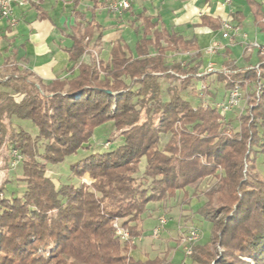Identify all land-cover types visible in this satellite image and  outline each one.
Returning <instances> with one entry per match:
<instances>
[{
  "label": "trees",
  "instance_id": "16d2710c",
  "mask_svg": "<svg viewBox=\"0 0 264 264\" xmlns=\"http://www.w3.org/2000/svg\"><path fill=\"white\" fill-rule=\"evenodd\" d=\"M71 1L75 22L67 54L77 75L43 83L7 62L0 76V149L21 156L18 180L24 187L20 196L4 197L8 180L0 191V264H170L166 256L132 260L134 243L121 241L113 225L121 220L119 226L135 241L147 205L174 199L186 188L193 196L201 192L205 201L197 215L210 228L209 239L194 245L192 262L264 264V172L256 168L258 158L264 168V57L258 76L254 67L231 65L236 72L231 82L215 73L223 86L218 99L207 87L212 74L189 67L201 56L193 41L141 16L134 55L119 37L103 62L88 50L91 41L102 43L103 29L93 12L89 21L75 10L79 0ZM246 3L264 32L259 7ZM170 51L191 53V62L168 64ZM233 82L247 84L250 101L242 113L221 117L215 104ZM197 83L205 88L195 90ZM205 95L210 102L203 105ZM25 120L34 135L19 126ZM108 123L122 143L69 168L73 178L86 177L89 183L56 186L47 165L88 149L94 131ZM161 136L167 137L162 147ZM208 178L214 184L200 191ZM215 245L222 250L219 259Z\"/></svg>",
  "mask_w": 264,
  "mask_h": 264
},
{
  "label": "crops",
  "instance_id": "0c3cea01",
  "mask_svg": "<svg viewBox=\"0 0 264 264\" xmlns=\"http://www.w3.org/2000/svg\"><path fill=\"white\" fill-rule=\"evenodd\" d=\"M8 1L12 5L14 25H11L9 20L0 18V76L3 68L8 65H6L7 62L14 63L20 69H26L43 83L76 76L77 69L69 61L67 54V49L71 46L70 28L75 22L71 14L74 8L72 1ZM113 1L79 0L75 8L89 21L93 12L94 21L103 29L102 43L94 46L91 41L88 49L89 53H93L103 62L108 61L111 44L119 37L134 55V45L140 38L134 29L140 26L141 16L151 18L157 23L158 28L168 33H174L184 40L193 41L201 54L200 58L191 62V53L170 51L165 55L168 64L178 62L186 66L191 62L189 67L197 66L202 72L201 67L205 69L208 63L215 60L220 63V68H227L231 65L237 69L247 70L258 65L263 57L256 50L248 51L244 44L256 41L264 47V32L256 26L253 9L247 5L246 0H134L130 9L121 16H115L107 11L108 4ZM252 1L259 7L261 20L264 22V0ZM117 17L121 18L116 21ZM224 22L230 23L233 27L230 40L222 37L221 27L218 30L212 29L213 25L221 26ZM127 35L132 39H127ZM243 35L246 36V40ZM213 43L223 45L224 49L218 51L216 55H207L205 50ZM240 48L242 56L238 58L237 50ZM88 59V54L82 58L84 62ZM213 76L214 74L210 75L208 81L215 80ZM185 196V193L180 196L176 195L166 207L158 204L156 207L153 206L146 217H152L156 211L161 213L160 210H163L165 213H170L173 209L179 208L180 217L184 219V227L178 226L180 234L177 235V242L179 243H181V234L192 226L198 229L201 239L200 226L192 222L193 213L190 209V203L196 201L191 200L195 196L191 194L187 199ZM183 201H186L185 204ZM158 218L154 219L153 229L157 226ZM161 231H163V236L157 239L151 234L149 237L143 231L141 236L134 241V248L129 251V257L134 261L145 262L154 257L166 256V260L172 264L166 239L167 231L164 228ZM149 238L154 241L148 242ZM183 262L191 264L189 259L184 258Z\"/></svg>",
  "mask_w": 264,
  "mask_h": 264
},
{
  "label": "rangeland",
  "instance_id": "374dc122",
  "mask_svg": "<svg viewBox=\"0 0 264 264\" xmlns=\"http://www.w3.org/2000/svg\"><path fill=\"white\" fill-rule=\"evenodd\" d=\"M121 17H117V19L119 20ZM132 39L131 36L128 37L127 35V39ZM238 51V58H241L242 56V49L240 48ZM264 57V55H262ZM99 59V57H98ZM214 60V59H213ZM214 63V69L215 70H219L220 69V63L216 62L215 60L212 62ZM201 71H203V67L200 68ZM228 71H230V75H232L233 73H236L235 71L232 70L231 67H227ZM214 77V76H213ZM215 78V77H214ZM205 84H201V83H197L194 87L195 90L197 91H201L203 89L202 86ZM242 88H243V95H244V102H243V108L244 109L247 105V101H250L249 99V95H248V91L244 88L245 84H242ZM165 87V85H164ZM207 87L209 89V91L216 93L218 92V99L220 97V94L222 93V84L220 83H216L215 80H213L212 82H210V80L207 82ZM191 89H188L187 91L190 92ZM165 98V97H163ZM202 103L206 104L210 102V97L205 95L203 96V99L201 100ZM239 114V111L235 112V116ZM227 118V116H226ZM231 119H234V113L230 116ZM232 125L236 126V121L234 123H232ZM19 126L21 128H23L25 131H27L28 133H30L31 135H34L36 130L34 128V126L32 125V123L30 121H21ZM167 137H163L161 136L160 138V144L159 146L162 147V145H164V143L166 142ZM90 145L88 149H80L78 150L75 154L70 155L68 157H66L64 159V161L59 164V165H47V174L48 176L53 180V182L55 183L56 186H60L62 184H74V185H78L81 182L84 183H89L90 180H88L86 177H84L83 179H76L73 178L70 174L69 168L70 165L78 162L80 159L84 158L86 155H89L90 153H103V152H108L113 150L114 148H116L118 145H120L122 143L121 138H120V133L119 132H115L113 127L111 126V123L105 124L103 126L98 127L95 131L94 134L92 136V138L89 141ZM2 146H5L4 144ZM11 152H8V150L5 147H1L0 149V191L1 188L4 186L3 183H5L6 181L9 180L8 183H5V193L4 195L0 193V199L2 198V195L4 197H13V196H20V194H22L24 187L21 181L18 180V176L20 175V162L18 164L15 165V167H11L10 166V162H11V156H10ZM20 156V155H19ZM22 159V158H21ZM143 164V162H142ZM141 164V168L142 165ZM256 168L257 171L259 173H263L264 172V168L261 164V160L260 158H258L257 162H256ZM215 182L214 178H208L206 180H204L200 186V191H204L207 188H209L210 186H212ZM185 191V192H184ZM186 194L185 199H187L188 196H191L192 194V190L190 188H186L183 191H178L177 195L180 196L182 194ZM198 195L195 194L196 197H192L191 200H196V201H192L190 203V209L191 212L193 213V219L192 222L197 226H200V233H201V239L199 236V240L197 242V244H202L206 242V240L209 239L210 236V228L209 225H207L205 222H203L200 217L197 215V211L200 207L201 202L205 201V199L203 198V196L201 195V192L197 193ZM182 197V196H181ZM183 199V198H182ZM187 201V200H186ZM186 201H183L186 202ZM170 203V200L165 201V202H158V203H149L147 205V215L149 214V212L152 209V207H156V205H160L163 207H166L167 204ZM185 204V203H184ZM185 206V205H184ZM179 209V208H178ZM177 208L173 209L170 213H165L163 210H160L161 213H159L158 211H156L154 213V215L150 218H146L142 224V229L143 231L146 233V235H148L149 237L153 227L155 226V221L154 219L158 218L159 216H165V218L167 219V222L164 226V230L167 231L166 234V239L168 240V247H169V257L172 258V264H181L182 261L184 260V250H183V246L181 243L177 242V235L179 236V230H178V226L180 227H184V219L180 217L179 214V210ZM158 212V213H157ZM160 214V215H159ZM117 223L120 225L121 220H118ZM163 231L160 232L159 236H163L162 234ZM165 238V237H164ZM172 238V239H171ZM148 242L150 241H154L152 240V238L147 239ZM213 252L215 255V259H219V257L222 254V250L218 245H215L213 248ZM190 260V259H189ZM246 263L251 264V261L249 260H245ZM191 264H196L195 262L191 261Z\"/></svg>",
  "mask_w": 264,
  "mask_h": 264
},
{
  "label": "built area",
  "instance_id": "2783aa9c",
  "mask_svg": "<svg viewBox=\"0 0 264 264\" xmlns=\"http://www.w3.org/2000/svg\"><path fill=\"white\" fill-rule=\"evenodd\" d=\"M134 0H114L113 2L109 3L107 6V11L115 16H121L124 12L130 9L131 5L133 4ZM13 12H12V5L8 0H0V18L9 20L11 25H14L12 20ZM222 30V37L224 39L230 40L231 32H233V27L230 23L224 22L221 25ZM244 40H246V36L243 35ZM245 47L248 51L256 50L259 52L260 55H264V47L259 45L256 41H252L250 43H244ZM224 49V46L219 43H213L208 46L205 50L207 55L213 56L216 55L218 51ZM213 63H208L206 68L202 71L201 75H210L215 73H221L228 81L230 80V71L227 68H220L219 70L214 69ZM258 65L254 66V70L259 75ZM247 86V84L245 83ZM205 86L203 85L201 89H204ZM243 89L239 83H234L233 86L226 91L225 96L223 99L215 104L219 114L221 117H226L229 113L234 110H239L240 113L243 111V102H244V95ZM258 89L256 88L255 91V98H258ZM203 105H205L203 103ZM11 162L9 163L11 167H15L22 159L21 156L17 154L16 151H11ZM167 219L164 216L158 218L157 226L152 230L151 236L155 239L159 237L161 230L164 228ZM115 234L119 237V239L123 242H130V244L134 243V239H130L129 235L126 230L122 229L117 222L114 223ZM199 240V231L195 227H189L184 233L181 234L180 241L183 246L184 250V258L190 259L192 255V250L194 245ZM181 264H186L185 262Z\"/></svg>",
  "mask_w": 264,
  "mask_h": 264
}]
</instances>
